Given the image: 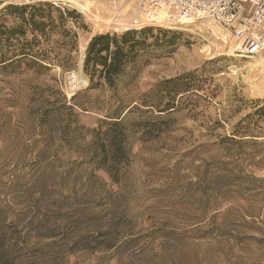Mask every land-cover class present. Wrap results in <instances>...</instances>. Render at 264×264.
<instances>
[{
    "label": "rangeland",
    "instance_id": "374dc122",
    "mask_svg": "<svg viewBox=\"0 0 264 264\" xmlns=\"http://www.w3.org/2000/svg\"><path fill=\"white\" fill-rule=\"evenodd\" d=\"M38 3L45 36L10 10ZM87 6L89 15L63 0L0 5L7 257L15 264H264V137H242L246 124L264 133V112L255 114L264 106V74L250 66L257 55L233 53L236 38L211 21L191 31L131 25L152 29L147 53L114 89L91 88L83 71L89 40L126 31L119 24L129 23L134 3ZM112 117L123 123L124 155L105 168L97 155L102 145L109 151Z\"/></svg>",
    "mask_w": 264,
    "mask_h": 264
},
{
    "label": "trees",
    "instance_id": "16d2710c",
    "mask_svg": "<svg viewBox=\"0 0 264 264\" xmlns=\"http://www.w3.org/2000/svg\"><path fill=\"white\" fill-rule=\"evenodd\" d=\"M43 6H45V4L38 3L37 6L11 7L10 10L13 13H18V16L21 17V21L28 22L29 26H34L35 29L41 33V35L45 36L44 30L47 24L42 21H36L37 17L44 16L41 8ZM46 6L49 5L47 4ZM26 9H31L28 18H24L21 15V11ZM66 15L72 17L74 12L68 11L66 12ZM59 18L63 21V15L60 14ZM151 31L152 29L150 27H145L138 30H126L121 34L105 33L93 36L87 44L85 58L83 61V71L88 76L89 87L93 88L104 84L114 89L117 86L118 81L126 76L127 69L130 66H134L138 59L147 53L149 44L146 43V37L151 33ZM63 34L67 35L66 31H63ZM20 55H24V53H21ZM170 81L173 82L174 80ZM172 108V105H168L159 112H165ZM263 112L264 106L257 109L255 114L261 118L263 116ZM251 117V115H248L244 120L238 122L235 126V133L233 135L240 134L238 133V128L243 122L248 121ZM112 118L115 120L106 123L109 126L108 132L110 133V135L106 138V144L109 151H105L104 145H102L103 150L100 147L101 152L97 155L99 158L98 164L105 168L109 166V163L112 166H117L120 158L124 155V142L126 135L123 123L118 117ZM244 128L246 131L243 133L242 137H264L263 132H259L256 135L251 133L248 124H246L243 129ZM259 129L261 128L259 127ZM2 244L3 240L0 239V264H15V261L7 257V252L2 247Z\"/></svg>",
    "mask_w": 264,
    "mask_h": 264
},
{
    "label": "built area",
    "instance_id": "2783aa9c",
    "mask_svg": "<svg viewBox=\"0 0 264 264\" xmlns=\"http://www.w3.org/2000/svg\"><path fill=\"white\" fill-rule=\"evenodd\" d=\"M38 1L0 0V4ZM133 3L134 14L145 19L134 25L179 29L211 21L236 38L241 55L264 53V0H133Z\"/></svg>",
    "mask_w": 264,
    "mask_h": 264
},
{
    "label": "bare ground",
    "instance_id": "6f19581e",
    "mask_svg": "<svg viewBox=\"0 0 264 264\" xmlns=\"http://www.w3.org/2000/svg\"><path fill=\"white\" fill-rule=\"evenodd\" d=\"M63 1H65V2H68V3H70L74 8H78L84 15H89L90 14V10H89V8H88V6H87V0H63ZM39 2V1H38ZM29 4V3H28ZM0 5H2V6H4V5H6V4H0ZM135 13V8L133 9V12H132V15H131V18H130V21H129V23H126V24H124V23H120L119 25H120V29H123V30H128L129 29V27H131V25H134V24H136V23H141V22H143V21H145V19H143V17H140V16H137V14H134ZM91 16V15H90ZM191 25H186V26H183V28H184V30H189V27H190ZM219 26V25H218ZM186 27H188V28H186ZM221 27V26H220ZM223 28V27H222ZM189 31H191V30H189ZM231 46V45H230ZM232 48V47H231ZM235 52H238V50L237 49H234L233 50V53H235ZM240 56H242V57H244L243 55H240ZM248 56V55H247ZM251 59L253 60V64H251L250 66L252 67V68H260L262 71H263V73L262 74H264V60L262 59V57H261V55L259 54V55H257L256 57L254 56V57H251ZM249 64V63H248ZM261 71V72H262ZM75 78V77H74ZM263 81V80H262Z\"/></svg>",
    "mask_w": 264,
    "mask_h": 264
}]
</instances>
